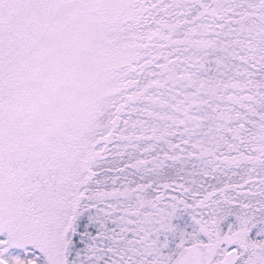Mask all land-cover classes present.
Segmentation results:
<instances>
[{
	"label": "snow or ice",
	"instance_id": "6c2138e0",
	"mask_svg": "<svg viewBox=\"0 0 264 264\" xmlns=\"http://www.w3.org/2000/svg\"><path fill=\"white\" fill-rule=\"evenodd\" d=\"M0 264H264V0H0Z\"/></svg>",
	"mask_w": 264,
	"mask_h": 264
}]
</instances>
